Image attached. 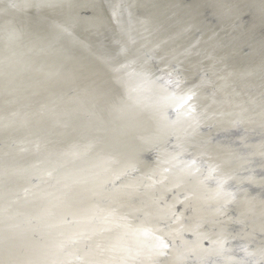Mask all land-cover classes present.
Instances as JSON below:
<instances>
[{
	"label": "bare ground",
	"instance_id": "bare-ground-1",
	"mask_svg": "<svg viewBox=\"0 0 264 264\" xmlns=\"http://www.w3.org/2000/svg\"><path fill=\"white\" fill-rule=\"evenodd\" d=\"M26 1L0 0V24L24 34L8 49L0 40V167L20 148L46 155L40 177L64 179L0 174V214H32L0 226V264H264V0H60L42 18L7 7ZM78 19L83 30L53 52L46 41ZM113 62L130 70L121 92L106 82ZM72 98L97 118L68 116L79 130L58 138ZM175 125L152 143L154 128ZM50 137L53 153L41 152Z\"/></svg>",
	"mask_w": 264,
	"mask_h": 264
},
{
	"label": "water",
	"instance_id": "water-1",
	"mask_svg": "<svg viewBox=\"0 0 264 264\" xmlns=\"http://www.w3.org/2000/svg\"><path fill=\"white\" fill-rule=\"evenodd\" d=\"M59 1L60 0H28L25 3H23V6H20L19 4H17V5L8 4L7 7L11 8V9H16L15 6H17L18 7V10H22V11H28L29 10L28 12L37 13L38 16H37V14H34V15L37 16L38 18H42L44 16V13H49L51 11H54L55 8L57 7ZM68 1H70V0H68ZM67 4H68V2H65L64 3V5H67ZM5 11H8V10H5ZM81 11H88V10H87V8H83ZM204 13H205L206 16L209 15V12L208 11H205ZM79 21L80 20L78 19V21L73 22V24L70 26V28L63 26L62 27L63 28V31L61 33H59L58 35H55V37H53V38L49 39L48 41H46V44H54V43H56V45L53 47L54 48V51L53 52H57V51L61 50L63 48V47H61V45H63V44H64L65 47L68 46L69 43H66V42L68 41L67 38L69 37L71 30H73L75 32H77V31H80L81 32L83 30V28H81V25H83V24H82V22H79ZM7 25H9V24H7ZM5 28H8V29H5ZM23 28L25 29L26 32H28L30 30V27L29 26H24ZM55 28L56 27L53 25V22H52V28H51V30L52 29H55ZM67 30H69V31H67ZM22 36H24V34H23V32H21V27H18V26H10V25L8 27H6V26L0 24V40H4V42L6 44L4 46V49H8V48L14 46L16 40H18ZM113 44H115V43H113ZM48 48L49 47L45 45L43 47V50L42 51H48L47 50ZM260 54L262 56H264V51H262ZM121 64H123V63H121ZM121 64H119L118 62H113L112 63V65H111L112 76H111V78H108L106 80V82L108 84V87L114 88L115 91H117V92H121L120 91V83L121 82L119 81V79L121 77L126 78V72L128 70L127 68L126 69H120V71H126V72H123L121 74H115L114 73L115 69L119 65H121ZM122 68H124V67L122 66ZM128 71H130V70H128ZM258 81L259 82H263V84H264V81H262L260 78H259ZM258 88H260V87H258ZM73 89L74 88L71 87L69 89V91H71ZM97 94H98V98H103V96L105 95L103 93V91L102 92H99ZM235 103H241V102L239 100H237V99H234V100H231V103L230 104H235ZM115 104L116 103H115V98H114V99H112L110 101H105L104 102V105H103V108H105L106 106L109 107L110 105H115ZM198 105H200V101H197L196 102V99H194V102H193V100H192L191 105H190V108H189L187 114H194L195 111H196L195 106H198ZM64 106L66 108L62 111L63 119H62L61 124H60L61 125V128L55 130V135L58 138L65 139V138H68V137H74L73 135L79 130V128L70 129L69 125H70V123L72 121L70 120L69 117H71L73 119L78 118L80 121L83 118L84 119H89L91 121L97 118L96 117V114H88V113H86V111H85V113L82 112V111H74L75 105H74V102H73V98L70 99L68 105H64ZM237 106H238V104H237ZM237 106L235 107V109L237 108ZM177 109H179V108H177ZM172 114H173V112H172ZM130 115H132V114H128L127 112L118 114L117 120L119 118L128 117ZM188 122H189V120H186L184 122V126ZM159 126L160 125H158L157 127H159ZM157 127L154 128L155 130L152 132V134L149 135L151 137L152 143H157L158 140H160L162 137H164V131L165 130H168V132H175V129L176 128H179L177 125H175V126H169L168 129H166L165 126L163 127V129L157 128ZM227 133H228V131H227ZM81 138L82 137L77 138V140H76V144L77 145H81L82 144L83 141H81ZM4 140H6V138H3V141L0 143L1 146H2V144L4 142ZM217 141H218V143L222 144L223 146H226L225 149H228V147L231 148L230 145L229 144H225L222 141V139H217ZM32 143H35V141H32ZM9 144H10V146L11 145L12 146L14 145L16 147H19L21 145H23L24 147L26 146V143H24L23 141L21 142L19 140L18 141H13V140L11 141L10 140L9 141ZM41 145H42L41 152H46V151H49V150L55 148L53 146L52 137H50L47 140H45L44 142H42ZM18 150H20V148H16L13 153L9 154V157L5 156L3 159L5 160V162H8L9 160H12V159H15V158H20V160H17L18 162H15V163H9L10 165H6V167H3V166L0 167V174L1 173H5L6 176H7V178H11V177H14L15 176V172H16L15 170L17 168H19L20 169V174H17V175H19L20 177H23L25 174L30 173V175L28 176V179H26L27 184L33 183V181H51L52 183H55L56 184V182L60 180V177L63 178L62 175H60L59 172H56L55 174L53 172H50V173L45 172L46 173V176H48L49 180L40 177L38 175L37 171H40L39 170V167L41 168V166H42L41 163H42V161L44 159H39L36 162H34V161L36 160L37 157H39V156H46V155H44V153H39V154L38 153H35V154L24 153V154H21L19 156H16L15 153ZM103 152L107 156L103 160L109 161V155H108L107 149L104 146H100V147H98V148H96L94 150V154H97V155H100V156L103 154ZM49 153H53V152L49 151ZM131 158L132 157H128V158H126V160L127 159H131ZM1 161H3V160H1ZM199 162H201L202 164H205L206 163L205 160H203V161L202 160H199ZM123 163H125V161L121 159L120 165L123 164ZM66 166H68V165H66ZM94 170L95 169H93L91 171H94ZM94 173H99L98 172V168H96V170H95ZM81 174H85V176L83 178H81L80 177ZM81 174L78 176V178H81L80 180H83V181H85V177H90V178L92 177V174L91 173H88L87 171L82 172ZM93 176H94V174H93ZM207 180H208V178H207ZM79 183H80V181H79ZM103 183H105L103 188L108 190L110 188L109 187V184L107 185V183L105 181ZM213 185H215L217 187V189L219 188V189H221L223 191H226V192L227 191H231V192H233L235 194L237 193V191L235 189V185H233V184H230L229 185L227 183L225 185H222V184H220V181H219V183L213 184ZM24 195L27 196V194H24L22 191H21V194L20 195L17 194L18 198H21V199H25V196ZM147 198H148L147 201H149L150 198H151V196L149 195ZM53 208L56 209V207H53ZM40 209L41 208H38V209H35L33 211L36 212V211H38ZM59 209H61V210H64V209L69 210L68 208H65V207H60ZM12 215H15V214H12ZM31 215L32 214L30 212H27V214H24V213H21L20 212V215L18 213L17 215L12 216V217H9V215H7L6 213L5 214H0V226L3 225V224H6V225L9 226V223L11 221H17V219H15V218H18V216H20L22 218L23 216L30 217ZM13 218L15 220H13ZM50 218H51V216H49V220H50ZM51 219L56 220V222L59 221L60 223L64 220L63 216H60V215H57L55 217H52ZM21 220L23 222L25 221L24 219H21ZM24 225L26 227H28V229H30L31 231H34L33 227L32 226H28V223L27 222H25ZM5 230H6V232L7 231H12V229H5ZM13 246L16 249H18L17 246H16V244H13Z\"/></svg>",
	"mask_w": 264,
	"mask_h": 264
},
{
	"label": "rangeland",
	"instance_id": "rangeland-1",
	"mask_svg": "<svg viewBox=\"0 0 264 264\" xmlns=\"http://www.w3.org/2000/svg\"><path fill=\"white\" fill-rule=\"evenodd\" d=\"M176 78H177V76H176ZM172 142H171V145L172 146H174L175 145V143H173V139L171 140ZM154 152L156 153V151L154 150ZM161 173H163L164 171L163 170H161L160 171ZM154 172L153 171H151V170H148L147 172H146V177H148V175H152ZM220 175H222L221 173H217V178L220 176ZM117 177L119 176L120 177V175H116ZM258 181V179L257 180H255V182H257Z\"/></svg>",
	"mask_w": 264,
	"mask_h": 264
}]
</instances>
